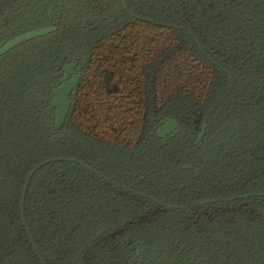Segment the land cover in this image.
Masks as SVG:
<instances>
[{
  "label": "trees",
  "instance_id": "obj_1",
  "mask_svg": "<svg viewBox=\"0 0 264 264\" xmlns=\"http://www.w3.org/2000/svg\"><path fill=\"white\" fill-rule=\"evenodd\" d=\"M50 26L0 57V264H264V0H0Z\"/></svg>",
  "mask_w": 264,
  "mask_h": 264
},
{
  "label": "water",
  "instance_id": "obj_2",
  "mask_svg": "<svg viewBox=\"0 0 264 264\" xmlns=\"http://www.w3.org/2000/svg\"><path fill=\"white\" fill-rule=\"evenodd\" d=\"M55 30V27L50 26L36 30L26 31L19 35H16L0 47V57L8 53L13 48L17 47L18 45H21L38 37H43L47 34L54 32ZM74 68L75 64H71L70 66L64 69L65 75L61 81V85L57 87L53 92V101L51 105L53 108L56 109L54 123L55 129H59L64 125L65 119L70 109L69 95L76 87L80 78V75H74L70 81L65 80L74 73ZM178 127L179 123L171 119L168 121V124L162 127L160 132H158L157 134L160 138H165L166 135L174 132L176 129H178ZM205 128L206 126L203 125L201 132L198 135L197 141H200L203 138L205 134Z\"/></svg>",
  "mask_w": 264,
  "mask_h": 264
},
{
  "label": "flooded vegetation",
  "instance_id": "obj_3",
  "mask_svg": "<svg viewBox=\"0 0 264 264\" xmlns=\"http://www.w3.org/2000/svg\"><path fill=\"white\" fill-rule=\"evenodd\" d=\"M53 27V26H52ZM19 35V34H18ZM13 38V37H12ZM9 41V40H8ZM26 43V42H25ZM19 46V45H18ZM71 64H75V68H74V73L72 74V75H70L67 79H65L66 81H70L71 79H72V77L74 76V75H79L78 73H77V64L76 63H68V66H70ZM67 66V67H68ZM66 67V64L63 66V74H62V76H61V78L59 79V84L54 88V90L57 88V87H59L60 85H61V81H62V79L64 78V75H65V72H64V69L65 68H67ZM54 90H53V92H54ZM53 92H52V100H51V102H50V106H51V108H52V110H53V114H54V119H53V130L54 131H58V130H60L61 128H59V129H55L54 128V123H55V113H56V109L55 108H53L52 107V105H51V103H52V101H53ZM72 93V92H71ZM71 93H70V95H71ZM70 95H69V101H70ZM70 110V109H69ZM69 113V112H68ZM68 116V115H67ZM67 118V117H66ZM169 120H171V119H165V120H162V119H158V120H156V121H153V122H151L150 123V127H151V129H152V132H153V134H155V135H157L158 136V132H160V130H161V128L162 127H164L165 125H167L168 124V121ZM174 120V119H173ZM65 121H66V119H65ZM177 122V121H176ZM64 124H65V122H64ZM179 128V127H178ZM177 130V129H176ZM175 130V131H176ZM175 131L174 132H172V133H170V134H168V135H166V137L165 138H167L168 136H171V135H173L174 133H175ZM159 137V136H158ZM165 138H163V139H165ZM24 195V194H23ZM136 254L137 255H139V250H137L136 251Z\"/></svg>",
  "mask_w": 264,
  "mask_h": 264
},
{
  "label": "rangeland",
  "instance_id": "obj_4",
  "mask_svg": "<svg viewBox=\"0 0 264 264\" xmlns=\"http://www.w3.org/2000/svg\"><path fill=\"white\" fill-rule=\"evenodd\" d=\"M68 66V64H66V67Z\"/></svg>",
  "mask_w": 264,
  "mask_h": 264
}]
</instances>
